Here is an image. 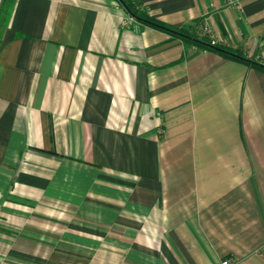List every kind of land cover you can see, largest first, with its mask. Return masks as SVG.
<instances>
[{"label": "crops", "instance_id": "1", "mask_svg": "<svg viewBox=\"0 0 264 264\" xmlns=\"http://www.w3.org/2000/svg\"><path fill=\"white\" fill-rule=\"evenodd\" d=\"M131 2L239 55L115 0H13L0 264H264V0Z\"/></svg>", "mask_w": 264, "mask_h": 264}, {"label": "trees", "instance_id": "2", "mask_svg": "<svg viewBox=\"0 0 264 264\" xmlns=\"http://www.w3.org/2000/svg\"><path fill=\"white\" fill-rule=\"evenodd\" d=\"M12 1L13 0H4V2L2 4L3 6H2V8H0V28H1V26L5 27V23H6L9 15H10V12L12 9ZM115 1L118 2L120 5H122V7L126 11V13H128L134 19H137V20L142 21L148 25H151V26H154V27L159 28L161 30H164L166 32H169L173 36H178V37L182 38L186 42H193V43L198 44L201 47H206L209 49L217 50V51H219L225 55L231 56L228 52H226L224 50H219V48L223 49V47H221L218 42L215 45H212L211 42L205 36L199 35L198 26L200 25V23L198 24L196 22L195 28H193L191 30H188V29L185 30V29H179V28H170V27H167V26L153 20L152 18L148 17V15H146V13L144 11L140 10L139 7H137L135 4H133L131 2V0H115ZM198 36H200V37H198ZM231 52L236 54V55H239L235 51H231Z\"/></svg>", "mask_w": 264, "mask_h": 264}, {"label": "built area", "instance_id": "3", "mask_svg": "<svg viewBox=\"0 0 264 264\" xmlns=\"http://www.w3.org/2000/svg\"><path fill=\"white\" fill-rule=\"evenodd\" d=\"M240 0H225V4L227 6H238V3H239ZM199 31H200V35L201 36H205L210 42L212 45H215L217 43V40L214 39L212 37V35L210 34L209 32V28L207 25H202L201 28H199ZM221 264H229L228 263V260H225L223 262H221Z\"/></svg>", "mask_w": 264, "mask_h": 264}, {"label": "water", "instance_id": "4", "mask_svg": "<svg viewBox=\"0 0 264 264\" xmlns=\"http://www.w3.org/2000/svg\"><path fill=\"white\" fill-rule=\"evenodd\" d=\"M219 50H222V49H220L219 48ZM231 56H233V57H238L236 54H233V53H230V52H228Z\"/></svg>", "mask_w": 264, "mask_h": 264}, {"label": "rangeland", "instance_id": "5", "mask_svg": "<svg viewBox=\"0 0 264 264\" xmlns=\"http://www.w3.org/2000/svg\"><path fill=\"white\" fill-rule=\"evenodd\" d=\"M199 33H200V31H199Z\"/></svg>", "mask_w": 264, "mask_h": 264}]
</instances>
